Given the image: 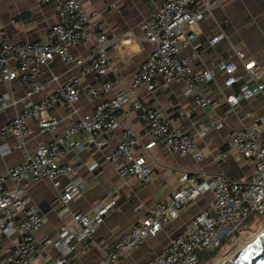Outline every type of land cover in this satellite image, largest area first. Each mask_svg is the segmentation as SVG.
Wrapping results in <instances>:
<instances>
[{"label": "built area", "instance_id": "obj_1", "mask_svg": "<svg viewBox=\"0 0 264 264\" xmlns=\"http://www.w3.org/2000/svg\"><path fill=\"white\" fill-rule=\"evenodd\" d=\"M230 1L161 0L160 6L142 23L141 40L153 44L154 49L134 74L131 84L115 92L111 98L98 101L90 113L80 117L49 142L39 144L33 152L24 153L19 164L0 173V239L6 232L17 235L2 264H32L48 247L62 251L55 264H69L77 244L97 231L104 217L116 205L114 194H110L92 214L72 213L70 220L59 227L55 238L37 241L34 233L42 227L43 219L38 211L25 205V188L43 180L77 176L81 165L59 163L65 148H81L83 142L94 143L101 135L111 132L117 126V113L130 105V98L138 89L151 93L158 86V78L162 79L164 86L176 80L183 87V96L194 97L200 106L214 103L211 98L196 92L198 83L212 81L214 71L203 69L194 72L192 61L199 57L201 44L191 29L212 10L220 8L223 2ZM41 3L54 6L58 18L41 41L14 45L9 36L0 30V87H10L19 82L25 88L21 100L12 98L7 92L0 94V113L19 101L24 103L22 111L8 125L0 126V138L13 136L19 149L31 133L28 126L30 119L37 117L40 134L52 132L58 125V120L47 116L52 108L63 105L74 114V104L82 96L98 100L111 90L107 80L108 40L105 35L94 32L91 18L80 0H41ZM90 40H95L97 47L89 58H77L71 54V47ZM218 40L219 37L215 36L209 44L212 46ZM185 46H190L192 52L188 57L179 58ZM234 55L243 63L249 78L260 76L262 79L254 85L243 84L236 95L226 97L230 107L264 91V65L254 61L244 63V54L240 50H235ZM54 59L80 68L82 74H93L97 85L73 79L57 86L37 103L32 102L35 94L48 88L46 83L37 79L40 69L48 68ZM217 69L225 75V87H232L241 80L237 75V65L231 60L221 61ZM132 107L140 111V118L147 128L148 142L142 144L133 130L126 129L115 149L103 157L101 163L113 167L120 179L135 178L142 182L150 179L152 170L147 157L138 149L147 152L151 142H156L171 154L191 156L197 163L204 159L196 149V141L204 136L205 130L187 133L176 125L175 118L165 116L161 109L143 107L138 102ZM230 145L242 158L252 163L250 181H233L216 174L209 181L199 182L193 175L181 174L177 190L158 204L154 211L138 219L132 230L122 236L116 251L104 254L97 264H115L119 257H127L146 240L156 237L186 205L207 193L211 194L208 206L195 215L182 232L170 239L160 254L144 264H199L200 252L220 248L224 239L231 237L251 215L264 217V118L259 119L255 126L235 133ZM225 156L221 154L219 159ZM99 167L100 163L95 162L88 167V171ZM78 189L79 185L74 182L63 190L60 204L66 205Z\"/></svg>", "mask_w": 264, "mask_h": 264}, {"label": "crops", "instance_id": "obj_2", "mask_svg": "<svg viewBox=\"0 0 264 264\" xmlns=\"http://www.w3.org/2000/svg\"><path fill=\"white\" fill-rule=\"evenodd\" d=\"M80 2L91 18L90 25L94 32L105 35L108 40L107 80L111 90L98 100L82 96L74 104V114L63 105L52 108L47 116L58 120L52 132L40 134L37 117L30 119L28 126L31 133L20 149L13 136L0 138V173L19 164L24 153L33 152L39 144L49 142L80 117L90 113L98 101H105L118 90L127 88L154 49L153 44L141 40V26L160 6L161 0ZM57 21L54 6L43 4L41 0H0V30L9 36L14 45L41 41ZM191 30L201 44L199 57L192 61L194 72L203 69L214 71L212 81L198 83L196 92L211 98L214 102L212 105L200 106L194 97L183 96L181 83L174 80L164 86L162 79L158 78V86L153 92L148 93L141 88L131 96L130 105L117 113V126L111 132L101 135L94 143L83 142L81 148H65L59 163L81 165L77 176H61L26 186L23 195L25 205L38 211L43 219L42 227L34 233L37 241L55 238L59 227L70 220L72 213L92 214L110 194H114L116 205L104 217L97 231L77 244L74 258L69 264H97L104 254L115 252L122 236L132 230L138 219L154 211L158 204L177 190L179 177L183 173L195 176L199 182L209 181L216 174L238 182L251 180L252 163L242 158L230 141L235 133L255 126L259 119L264 118V91L252 99L240 100L234 107L226 103V97L236 95L241 85H254L262 79L260 76L249 78L234 51L240 50L244 54V63L254 61L264 65V0L223 2L220 8L212 10ZM215 36L219 40L211 46L209 40ZM96 47L95 40L84 41L71 47L70 52L74 57L87 59ZM191 52V47L185 46L178 57H188ZM226 60L237 65V75L241 77L232 87L224 86L225 75L217 69V65ZM37 79L40 83H46L48 88L31 98L34 103L57 86L73 79L97 85L93 74H82L80 68L64 65L57 59L48 68H41ZM5 92L21 100L25 88L19 82H14L10 87H0V94ZM135 102L143 107L161 109L165 116L175 118L176 125L184 132L205 130L204 136L196 141V149L204 159L197 163L191 156L171 154L156 142H151L147 152L138 149L147 157L152 170L150 179L146 182L135 178L120 179L113 167L101 162L105 155L115 149L126 129L133 130L142 144L148 142L147 128L140 118V111L132 107ZM23 107V101H19L1 112L0 126L8 125ZM219 124L221 128H217ZM221 154H226L222 160L219 159ZM95 162L100 163V167L88 171V167ZM74 182L79 189L66 205H61V193ZM210 200L211 194L207 193L186 205L179 216L156 237L146 240L127 257H119L115 264H144L160 254L168 241L182 232L192 218L208 206ZM16 238L15 232H6L1 237L0 264ZM61 256V250L48 247L32 264H55Z\"/></svg>", "mask_w": 264, "mask_h": 264}, {"label": "rangeland", "instance_id": "obj_3", "mask_svg": "<svg viewBox=\"0 0 264 264\" xmlns=\"http://www.w3.org/2000/svg\"><path fill=\"white\" fill-rule=\"evenodd\" d=\"M260 228H264V217L251 215L245 222H243L231 237L224 239L223 245L218 248L213 259L200 262L199 264H214L219 258H224L230 255L235 249L243 243L249 235L256 233Z\"/></svg>", "mask_w": 264, "mask_h": 264}, {"label": "water", "instance_id": "obj_4", "mask_svg": "<svg viewBox=\"0 0 264 264\" xmlns=\"http://www.w3.org/2000/svg\"><path fill=\"white\" fill-rule=\"evenodd\" d=\"M235 264H264V231L239 256Z\"/></svg>", "mask_w": 264, "mask_h": 264}, {"label": "bare ground", "instance_id": "obj_5", "mask_svg": "<svg viewBox=\"0 0 264 264\" xmlns=\"http://www.w3.org/2000/svg\"><path fill=\"white\" fill-rule=\"evenodd\" d=\"M264 231V228H260L256 233L249 235V237L246 239L245 243L243 245L239 246L235 249L234 252H232L230 255L219 258L216 260L214 264H235L239 256L253 243L257 240L260 233Z\"/></svg>", "mask_w": 264, "mask_h": 264}, {"label": "trees", "instance_id": "obj_6", "mask_svg": "<svg viewBox=\"0 0 264 264\" xmlns=\"http://www.w3.org/2000/svg\"><path fill=\"white\" fill-rule=\"evenodd\" d=\"M217 251H212V252H200L199 253V263L203 261H208L214 258L216 255Z\"/></svg>", "mask_w": 264, "mask_h": 264}]
</instances>
